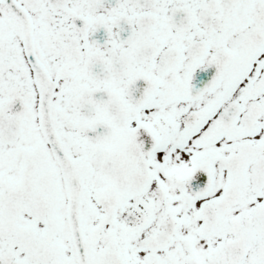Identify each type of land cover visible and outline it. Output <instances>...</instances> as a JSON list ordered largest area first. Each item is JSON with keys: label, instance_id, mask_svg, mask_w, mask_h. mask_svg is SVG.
<instances>
[{"label": "snow or ice", "instance_id": "6c2138e0", "mask_svg": "<svg viewBox=\"0 0 264 264\" xmlns=\"http://www.w3.org/2000/svg\"><path fill=\"white\" fill-rule=\"evenodd\" d=\"M0 264H264V0H0Z\"/></svg>", "mask_w": 264, "mask_h": 264}]
</instances>
